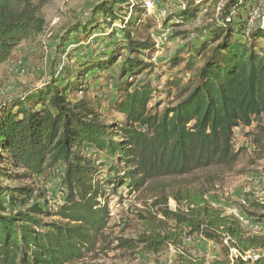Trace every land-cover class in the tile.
<instances>
[{
	"label": "trees",
	"instance_id": "obj_1",
	"mask_svg": "<svg viewBox=\"0 0 264 264\" xmlns=\"http://www.w3.org/2000/svg\"><path fill=\"white\" fill-rule=\"evenodd\" d=\"M144 1L99 0L84 22L70 23L58 36L57 76L0 101V264H98L110 246L111 192L124 187L139 194L161 179L174 183L154 186L144 203L150 211L137 214L147 221V233L121 240V247L160 254L198 236L226 255L219 264H264V257L248 258L264 250V237L226 214L224 202L216 205L217 176L195 177L234 170L243 155L235 130L264 124V28L251 23L261 0H191L163 23L172 37L186 40L180 26L195 19L201 27L169 60V70L188 79L167 82L177 91L175 103L161 111L152 105L157 93L149 80L138 81L153 71L159 51ZM46 27L36 0H0V69ZM95 30L102 31L96 38L105 36L102 48L93 44L98 39L90 42ZM80 44L74 60L67 47L77 52ZM116 66L111 106L123 119L107 124L94 105L72 96L87 92L89 73L111 78ZM88 148L107 169V181L99 180ZM49 177L57 191L53 206L46 198L50 191L33 182ZM251 207L259 212L251 215L264 221V201ZM158 216L161 226L154 224ZM179 261L205 264L184 254Z\"/></svg>",
	"mask_w": 264,
	"mask_h": 264
},
{
	"label": "rangeland",
	"instance_id": "obj_2",
	"mask_svg": "<svg viewBox=\"0 0 264 264\" xmlns=\"http://www.w3.org/2000/svg\"><path fill=\"white\" fill-rule=\"evenodd\" d=\"M99 0H36L41 5L42 14L47 21L46 30L36 39L23 43L16 49L11 59L5 63L0 69V101L10 99L21 95L24 89L36 88L43 85L46 78L57 76L59 64L53 62L57 59V41L58 36L72 22H84L90 15L92 9ZM157 8L155 13L149 17L153 19L154 26L151 30L156 43H160L159 51L153 57L151 63L154 69L151 72H145L143 77L149 80L153 78L164 83L165 88L158 91L156 98L152 101V105L159 111L174 105L176 90L167 88V82L173 79H180L185 83L188 76L179 73V69L169 70V60L177 52L184 43H192L193 39L200 31L201 25L197 20L187 21L184 26H180L177 31L187 32V37H172L169 28H164L163 23L173 15L181 13L191 0H156ZM264 0H261L260 7L263 8ZM241 13V12H240ZM243 13V11H242ZM212 12L208 14V20L211 18ZM217 16V13L215 17ZM206 18V17H205ZM204 18V19H205ZM255 23L259 26L264 24V20L256 15ZM105 31V30H103ZM101 30H95L94 36L90 42H94L96 37L101 35ZM176 32V31H175ZM164 35H167L162 38ZM191 36V38H188ZM105 36L98 39L97 43H93L96 47L102 48ZM89 42V43H90ZM102 43V44H101ZM79 46V47H78ZM76 47L79 50L73 52L74 47H67V52L73 54L74 60L79 59L84 44ZM76 49V48H75ZM123 59L119 60L121 64ZM72 64V59L64 58L63 63ZM54 63V64H53ZM53 64V66L51 65ZM116 66L112 72L111 78L108 72L104 74H91L84 79L87 92L77 93L73 95L74 100H86L94 105L100 114L101 121L107 124L121 121L123 116L116 113L111 106L114 98L115 85L117 79L114 74L117 72ZM98 75H100L97 80ZM260 140V144L256 143ZM235 147L237 150H243L240 163L232 171L211 170L200 172L195 177L205 178L207 175H216L215 191L213 195L216 197L215 203L224 202L225 213L236 216L238 219H249L253 225L252 234L264 237V221H259L251 213L259 214L257 210L251 207V203L255 200L264 201V124L258 126L254 123L251 127H239L235 130ZM94 159V158H93ZM98 166L99 180L105 182L108 179L107 169H101V160L94 159ZM38 190L47 189L50 196L46 195L51 206L56 205L55 197L57 191L53 185L54 179L49 177L44 180H33ZM9 182H5L7 184ZM174 183V179H161L151 185L147 191L131 195L126 188H120L117 194L110 197V208L113 212L110 228L107 231L109 235V249L100 254V259L96 260L98 264H179L180 255L192 256L194 259L204 261L205 264H219L226 260V255L222 253L219 246L202 241L198 236L185 239L183 244L178 247L170 245L160 254H146L142 250H130L121 247V240L136 239L139 234L147 233L146 220L138 218L140 212H149L145 206L146 198L151 195L152 188L157 185ZM16 185V183H11ZM26 184V183H25ZM112 190V187H109ZM108 190V191H109ZM218 201V202H217ZM175 202L170 201V207L175 208ZM219 206V205H217ZM220 207V206H219ZM223 208V207H222ZM164 219L158 216L154 220V224L161 226ZM172 225V223H169ZM247 229V227H245ZM236 254V252H233ZM264 257V250H254L249 253L248 258L255 261ZM233 260V256H230ZM87 259L84 263H93ZM232 264V263H231Z\"/></svg>",
	"mask_w": 264,
	"mask_h": 264
},
{
	"label": "built area",
	"instance_id": "obj_3",
	"mask_svg": "<svg viewBox=\"0 0 264 264\" xmlns=\"http://www.w3.org/2000/svg\"><path fill=\"white\" fill-rule=\"evenodd\" d=\"M157 2L158 1H156V0H145L144 1V5L146 6L148 15L155 13V10H156L157 4H158ZM221 7H224V4H220L219 8H221ZM256 15H259V17L262 16V18L264 20V5H263V8H257L255 10L254 15H253V18L251 20V23H254V21L256 20ZM261 27L264 28V24H261ZM162 38H167V37H165V35H164ZM156 47L159 49L160 48V43H157L156 44ZM144 79L145 78L143 76H140L138 78V81L141 82ZM149 82H150L151 87L155 91V93H157L158 91H162L165 88L164 83H161V82H159V81H157V80H155L153 78H149ZM87 151H88V155L90 157H93L94 159L96 158L95 151L93 149L88 148ZM101 169H104V168L102 167ZM48 196H50V195H48ZM111 215L113 216V212L111 213ZM239 220L241 221V223H242V225L244 227H247V230H251L252 229L253 225L250 223L249 219L242 218V220H241L239 218Z\"/></svg>",
	"mask_w": 264,
	"mask_h": 264
},
{
	"label": "crops",
	"instance_id": "obj_4",
	"mask_svg": "<svg viewBox=\"0 0 264 264\" xmlns=\"http://www.w3.org/2000/svg\"><path fill=\"white\" fill-rule=\"evenodd\" d=\"M165 36H167V35H165Z\"/></svg>",
	"mask_w": 264,
	"mask_h": 264
}]
</instances>
